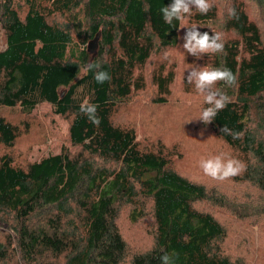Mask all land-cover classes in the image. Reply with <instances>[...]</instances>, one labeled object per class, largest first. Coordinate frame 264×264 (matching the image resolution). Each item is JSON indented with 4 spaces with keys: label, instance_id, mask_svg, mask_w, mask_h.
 <instances>
[{
    "label": "trees",
    "instance_id": "1",
    "mask_svg": "<svg viewBox=\"0 0 264 264\" xmlns=\"http://www.w3.org/2000/svg\"><path fill=\"white\" fill-rule=\"evenodd\" d=\"M242 1L209 0L207 14L193 9L167 24L160 9L171 0H0V108L26 118L44 103L67 123V146L20 165L12 152L27 135L25 118L20 130L0 116V224L11 234H2L0 264H161L165 252L175 253L172 264H246L223 252L225 228L199 208L222 198L174 171L177 145L143 146L120 120L135 95L165 105L179 61L188 70L226 67L236 83L216 87L230 103L211 123L197 122L243 154L240 180L263 191L264 34ZM248 1L264 11V0ZM192 26L220 33L223 51L199 59L181 53ZM96 33L91 57L86 44ZM90 61L111 79L98 84L92 72L80 71ZM187 71L180 90L199 98ZM85 101L98 105L99 126L80 112ZM223 125L240 138L221 133ZM123 225L143 229L149 248H131Z\"/></svg>",
    "mask_w": 264,
    "mask_h": 264
},
{
    "label": "rangeland",
    "instance_id": "2",
    "mask_svg": "<svg viewBox=\"0 0 264 264\" xmlns=\"http://www.w3.org/2000/svg\"><path fill=\"white\" fill-rule=\"evenodd\" d=\"M224 1L229 3L234 0H219V3ZM242 2H245L247 6L249 18L264 34L263 9L251 1ZM223 7L224 3L221 8ZM3 49L4 43L0 31V50ZM179 50L183 53L181 43H179ZM187 70L185 63L181 64L179 61L175 75L176 83L169 89L170 97L165 105L153 104L149 94L142 97L134 94L137 98L136 104H128L127 109L121 112L120 120L134 128L136 138L143 146L149 144L151 140H159L165 142V146L169 149V146L175 143L178 155H175V149L172 148L174 150L170 157L174 171L187 181L211 191L217 199L222 198V202L205 203L199 208L208 210L217 223L225 228L226 236L221 244L223 252L246 264H264V212L262 209L264 189L261 191L255 184L241 181L240 173L225 180L213 179L203 173L199 166L202 158L222 155L225 158H234L243 165H245V158L239 150L228 148L214 138L208 128L200 129L199 125L202 123L197 121L201 108L205 105L203 96L200 95L198 98L192 93L186 95L179 87V78ZM0 116L14 124L17 123L22 130L20 122L25 117H19L20 113L16 108H0ZM23 123H26L27 135L16 140L12 152L16 156L14 160L20 162V165L47 155L57 154L60 146H67L65 141L67 123L55 117L46 104H38L31 112V116L26 117ZM248 158L252 159L250 156ZM122 227L126 228L123 236L131 248H149L151 242L143 229L135 227L129 231L124 225ZM5 232L7 235L10 234L6 226L0 224V242ZM10 236L9 239H11Z\"/></svg>",
    "mask_w": 264,
    "mask_h": 264
},
{
    "label": "clouds",
    "instance_id": "3",
    "mask_svg": "<svg viewBox=\"0 0 264 264\" xmlns=\"http://www.w3.org/2000/svg\"><path fill=\"white\" fill-rule=\"evenodd\" d=\"M212 4L209 0H171L167 6L160 9L162 18L165 23L172 24L173 20H180L186 14H191L193 9H196L200 14H207L210 11ZM229 14L235 16L234 9H229ZM182 48L191 56L199 59L205 53L222 52L224 45L221 42L222 36L220 33H212L209 35L207 31L201 32L197 26L186 28ZM84 74L93 73V78L98 84H103L111 79L108 72L101 70L99 64L90 61L80 69ZM77 78H80L77 76ZM185 80L193 84L195 90L203 96V103L207 107H203L200 111L198 120L205 125L211 123L218 112L223 110L230 98L216 85L218 82H224L226 86H233L236 83L237 77L233 72L226 67H200L194 66L187 71ZM98 105L85 101L80 105V112L87 116L89 121L95 126H99L100 118L97 115ZM220 132L225 135H231L233 139H239L241 133L233 132L226 125L220 128ZM199 166L203 173L213 179L225 180L233 177L241 172L243 165L240 161L222 155L202 158ZM173 254L165 252L159 257L161 264H172Z\"/></svg>",
    "mask_w": 264,
    "mask_h": 264
},
{
    "label": "water",
    "instance_id": "4",
    "mask_svg": "<svg viewBox=\"0 0 264 264\" xmlns=\"http://www.w3.org/2000/svg\"><path fill=\"white\" fill-rule=\"evenodd\" d=\"M97 39H98V33L94 35V37L89 40L86 44V52L91 55V57L94 56L96 48H97Z\"/></svg>",
    "mask_w": 264,
    "mask_h": 264
}]
</instances>
